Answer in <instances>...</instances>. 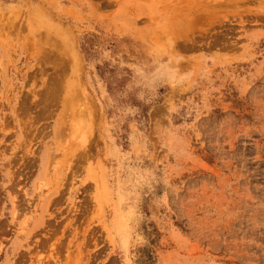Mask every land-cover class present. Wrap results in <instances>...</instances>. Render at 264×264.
Wrapping results in <instances>:
<instances>
[{
    "label": "rangeland",
    "instance_id": "rangeland-1",
    "mask_svg": "<svg viewBox=\"0 0 264 264\" xmlns=\"http://www.w3.org/2000/svg\"><path fill=\"white\" fill-rule=\"evenodd\" d=\"M0 264H264V0H0Z\"/></svg>",
    "mask_w": 264,
    "mask_h": 264
},
{
    "label": "bare ground",
    "instance_id": "bare-ground-1",
    "mask_svg": "<svg viewBox=\"0 0 264 264\" xmlns=\"http://www.w3.org/2000/svg\"><path fill=\"white\" fill-rule=\"evenodd\" d=\"M76 130V129H75ZM79 130V129H78Z\"/></svg>",
    "mask_w": 264,
    "mask_h": 264
}]
</instances>
